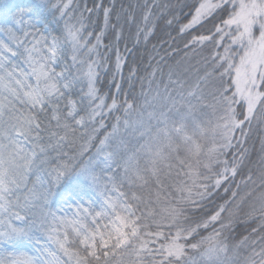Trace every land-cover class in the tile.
I'll list each match as a JSON object with an SVG mask.
<instances>
[{"label": "snow or ice", "instance_id": "1", "mask_svg": "<svg viewBox=\"0 0 264 264\" xmlns=\"http://www.w3.org/2000/svg\"><path fill=\"white\" fill-rule=\"evenodd\" d=\"M161 22L195 64L112 95ZM0 264H264V0H0Z\"/></svg>", "mask_w": 264, "mask_h": 264}, {"label": "trees", "instance_id": "2", "mask_svg": "<svg viewBox=\"0 0 264 264\" xmlns=\"http://www.w3.org/2000/svg\"><path fill=\"white\" fill-rule=\"evenodd\" d=\"M142 3L143 0H105V3H114L116 7V11L119 12L121 5H123L125 8L128 7L129 4H135V3ZM175 2V0H173ZM181 3H184L185 0H180ZM188 3H191L192 0H187ZM89 6L92 4V0H88ZM97 18L94 17V20ZM181 19H186L185 16H181ZM98 24L100 27L103 26V17L102 15L98 18ZM113 22H115V16H113ZM169 33H171V36H169ZM172 37H176V39L173 41ZM114 42V38L111 35V31L106 35V43H112ZM153 45L156 46L157 49H163L169 53V55L166 56L167 64L163 65L164 67V81H167V71L169 66H177V63L179 62L181 65L186 60H190L193 64H195V61L197 57L195 56H189L185 57L184 53L187 51L184 48V42L183 40L179 39L177 36V33L174 28H169L164 23H160L159 26L156 28L153 36L150 38V42L145 45L143 42L140 44L135 43V29H129L128 26H125L123 29L122 39L119 42V49L123 55L127 57L123 76L124 80L121 82L122 84V93H116L115 89H111L112 95H119L120 99L123 100L125 94L128 96L129 99H139V93L141 90V84L139 79H134L131 83V86L128 82V74L130 68H135L137 70L138 77L142 78L146 75V70L151 71L149 68V61L153 53ZM127 46V48L131 49L130 52H125L124 49ZM163 54V52L161 53ZM112 56V63L114 64L115 61V55L114 53H110ZM159 80V75L157 77ZM117 80L119 81V77H117ZM111 83V75L105 76L101 81V87L104 92H109V85ZM249 148L252 149L254 146L253 156H252V163L248 165L244 169V172L242 175H246L248 172V168H253L258 163L256 158V152L259 151V140L254 136L251 141H249ZM236 182H239V177L237 178ZM241 188H243V185H241ZM221 197L227 196L230 197V193H224L223 191L220 192ZM223 200H217V203H222ZM249 210L248 205L241 204L240 208L238 210V216L240 218H243L245 213H247ZM254 226V225H251ZM250 232V226L246 225L244 222H240L235 226V231L232 234L233 239L230 241V243H235L236 241L243 238L244 235L249 234Z\"/></svg>", "mask_w": 264, "mask_h": 264}]
</instances>
